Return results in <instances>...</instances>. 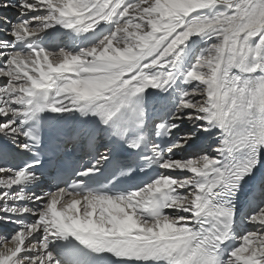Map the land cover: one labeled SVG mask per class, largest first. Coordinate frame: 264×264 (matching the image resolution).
I'll use <instances>...</instances> for the list:
<instances>
[{
	"label": "snow or ice",
	"instance_id": "obj_1",
	"mask_svg": "<svg viewBox=\"0 0 264 264\" xmlns=\"http://www.w3.org/2000/svg\"><path fill=\"white\" fill-rule=\"evenodd\" d=\"M0 264H264V0H0Z\"/></svg>",
	"mask_w": 264,
	"mask_h": 264
}]
</instances>
